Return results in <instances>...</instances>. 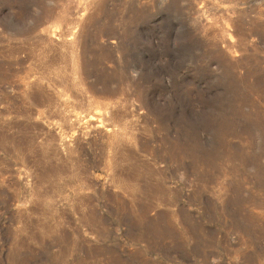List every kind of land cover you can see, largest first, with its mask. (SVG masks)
Returning <instances> with one entry per match:
<instances>
[{
	"label": "rangeland",
	"instance_id": "rangeland-1",
	"mask_svg": "<svg viewBox=\"0 0 264 264\" xmlns=\"http://www.w3.org/2000/svg\"><path fill=\"white\" fill-rule=\"evenodd\" d=\"M0 264H264V0H0Z\"/></svg>",
	"mask_w": 264,
	"mask_h": 264
}]
</instances>
